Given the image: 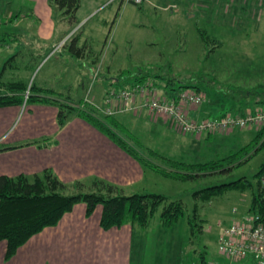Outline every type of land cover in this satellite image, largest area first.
I'll return each instance as SVG.
<instances>
[{"label":"rangeland","instance_id":"obj_1","mask_svg":"<svg viewBox=\"0 0 264 264\" xmlns=\"http://www.w3.org/2000/svg\"><path fill=\"white\" fill-rule=\"evenodd\" d=\"M1 1L0 33L9 26L13 34L7 40L0 36V44H3L0 47V80L7 84L18 81L26 85L17 124L29 117V106L33 104L28 103L27 99L32 84L54 89L58 94H45L71 105L84 106L83 103L90 99L92 103L86 104L102 106L106 93L99 98L95 91L96 84L104 77H118L120 74L126 75L127 81L130 80L123 87L131 86L137 74L161 75L165 80L179 79L200 85V91L207 98L213 94L215 100L222 101L221 109L224 106L231 109L233 100L246 103L242 108L244 112L247 109H264V104H261L264 102V7L261 3L249 12L252 27L234 28L228 33L227 29H219L224 20L217 23L202 15L200 4L210 3L211 0H150L141 6L129 3L119 6V1H116L97 10L79 29L73 31L65 44L61 45L63 39L52 46L53 43L43 45L34 38L38 31L34 11L28 8L13 10ZM54 2L52 0L54 21L68 20L64 9L55 7ZM172 5H176L175 9L170 7ZM77 25L78 22L71 27ZM198 26L208 29V35L213 38L211 42H204ZM20 30L26 39L17 40L20 39V33H17ZM75 36L80 39L73 50L71 40ZM73 51L79 56H72L70 53ZM88 62L90 70L87 68ZM79 81L86 83L85 90H81ZM69 84L74 85L73 90L67 89ZM156 87L159 95L165 97V83ZM113 88L118 89L119 84L116 83ZM0 89L6 91L5 88ZM98 112L100 116H106ZM115 116L126 126V129L120 126L116 128L118 134L143 156H149L148 149L151 148L163 156L185 162H204L227 155L231 150L250 143L264 127L238 128L196 136L182 134L168 120L147 112L127 111ZM263 162L264 150H261L232 172L206 176L196 181H179L148 169L144 181L127 193H162L183 200L189 212L185 219L166 233L162 232L160 216L154 218L146 230L147 257L161 264H193L201 262L200 254L206 251L207 261L228 263L217 247L220 224L228 222L233 208L247 210L252 194L250 191L232 192L222 198L203 201L196 198L194 193L242 176L254 180ZM196 206L200 218L198 222L204 224L192 233L188 217L194 215Z\"/></svg>","mask_w":264,"mask_h":264},{"label":"crops","instance_id":"obj_2","mask_svg":"<svg viewBox=\"0 0 264 264\" xmlns=\"http://www.w3.org/2000/svg\"><path fill=\"white\" fill-rule=\"evenodd\" d=\"M1 2L13 10L28 8L34 11L38 24L34 38L43 45L53 43V46L71 36L78 26L108 4L109 0H81L77 12L78 25L74 28L71 27L69 20L54 21L52 0H2ZM118 3L119 6L126 4L122 1ZM260 3L264 7V0H211L210 3H201L200 11L206 19L216 20L217 23L224 20L219 29H227L226 31L231 33L234 28L252 27L249 22L251 19L249 12ZM8 27L0 33V36L5 37L4 40L13 34ZM17 33H20L18 35L20 39L17 40L26 39V35H21V30ZM79 39L76 41L77 45ZM2 45L0 44V47ZM75 48L77 46L73 50ZM70 54L79 56L76 51ZM87 68L88 70L91 68L89 62ZM66 69L68 71V68ZM123 81L127 84L130 82L127 79ZM117 82V77H104L102 81H98L95 90L97 96L101 98ZM79 85L81 90L86 89L87 85L84 81H79ZM68 86L67 89H74L73 84ZM216 105L209 99L200 107H191L190 114L196 119L223 115L225 109L220 111L221 109ZM29 109V117L17 124L21 115V105L0 108V176L26 174L31 177L49 168L67 183L99 177L124 187L126 191H133L132 188L144 181L147 170L87 120L71 115L67 123L60 127L59 111L55 105L36 103L29 106ZM86 209V204H77L58 225L48 227L32 237L10 259L6 258L7 242L0 241V264H161L149 259L145 254L146 230L149 227L141 228L127 224L104 230L101 226L103 207L99 206L90 217L86 215ZM167 230L169 229L163 226L162 232L166 233ZM210 263L212 262L206 259V263L193 264ZM171 264H181V262H171ZM220 264H254V262L243 260Z\"/></svg>","mask_w":264,"mask_h":264},{"label":"trees","instance_id":"obj_3","mask_svg":"<svg viewBox=\"0 0 264 264\" xmlns=\"http://www.w3.org/2000/svg\"><path fill=\"white\" fill-rule=\"evenodd\" d=\"M54 6L64 9V13L71 24L75 25L77 23V12L81 6V0H55ZM197 29L204 42H211L213 38L208 35V29L200 26ZM77 39L78 36H75L71 40L73 47L77 46ZM125 79L127 77L124 74L117 77L119 88L127 84L123 81ZM150 79L157 86L160 83H165L167 97H174L177 92L187 88H195L198 91L202 89L198 84H189L179 79L165 80L161 75L152 76L150 74L135 75L133 83L145 82ZM0 88L6 90L4 92L0 89V108L24 103V92L26 91L24 82L17 81L7 84L0 80ZM30 89L28 103H51L58 106V123L60 127H63L71 115L76 113V115L87 120L106 134L119 147L135 158L144 169H151L167 178L179 181H196L206 176L227 174L247 163L254 153L264 150L263 127L256 133L250 143L236 150H231L227 155L204 162L180 161L163 156L151 148L148 149L149 156H143L134 147L128 145L124 138L118 134L116 128L120 126L126 129V126L116 116H100L98 110L94 106L86 104V102L83 103L84 106L82 104L71 105L59 99L48 97L46 94H57L51 88L32 84ZM233 95H236V93ZM209 99L217 104L216 106L219 109L222 108V101L215 100L213 94L209 96ZM238 101L233 100L231 109L224 106L226 111L224 114L228 112L244 114L242 108L246 103L242 105V102ZM261 104H264V102ZM262 176H264V162L255 174L254 180L242 176L233 181L199 189L194 193V196L203 201H212L215 198H222L228 193L250 191L252 199L248 211L263 212ZM79 203L86 204V215L88 217L99 206L103 207L101 226L104 230L122 227L127 224L147 228L157 215L160 216L162 225L170 229L182 219H185L189 212L188 207L181 199H173L165 194L155 192L128 194L124 187L99 177L67 183L49 168L31 177L26 174L17 176L1 175L0 241L7 242L6 258H12L23 245L44 229L58 225L63 217L73 211ZM193 212L194 215L188 217V223L192 233H195L196 230L202 228L204 223L198 222L200 218L198 217L197 206ZM200 258L201 262L206 263V251L201 252Z\"/></svg>","mask_w":264,"mask_h":264},{"label":"built area","instance_id":"obj_4","mask_svg":"<svg viewBox=\"0 0 264 264\" xmlns=\"http://www.w3.org/2000/svg\"><path fill=\"white\" fill-rule=\"evenodd\" d=\"M115 1L138 6L150 2V0H109L108 4ZM170 7L175 8L176 5ZM70 37L65 38L61 45ZM104 98L102 106L95 103L93 105L106 115L115 116L127 111L147 112L151 116H160L168 120L182 134L202 136L238 128L264 126V109L261 108L247 109L244 114L228 112L220 117L196 119L190 114V108L200 107L206 103L208 98L205 93L187 88L177 92L174 97H162L152 80L133 83L129 87L111 88ZM86 102L92 103L90 99ZM261 186L264 206V176L261 178ZM216 242L219 253L231 262L249 260L254 264H264V211L250 212L248 209L241 211L237 207L233 208L228 222L226 224L221 222Z\"/></svg>","mask_w":264,"mask_h":264}]
</instances>
